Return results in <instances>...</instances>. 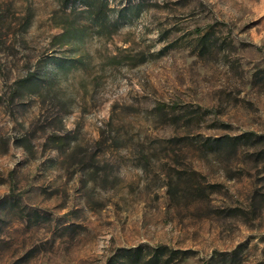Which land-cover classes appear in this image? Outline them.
<instances>
[{"label":"rangeland","instance_id":"obj_1","mask_svg":"<svg viewBox=\"0 0 264 264\" xmlns=\"http://www.w3.org/2000/svg\"><path fill=\"white\" fill-rule=\"evenodd\" d=\"M107 2L0 0V264H264V0Z\"/></svg>","mask_w":264,"mask_h":264},{"label":"trees","instance_id":"obj_2","mask_svg":"<svg viewBox=\"0 0 264 264\" xmlns=\"http://www.w3.org/2000/svg\"><path fill=\"white\" fill-rule=\"evenodd\" d=\"M69 2H80L84 6H86L88 9L91 10V13L96 12L100 13L103 10H105L108 6L107 0H67V3ZM244 139V137H238L237 140ZM250 139V137H248ZM160 248L157 249V256H161Z\"/></svg>","mask_w":264,"mask_h":264}]
</instances>
